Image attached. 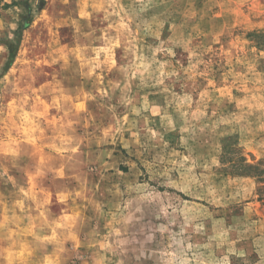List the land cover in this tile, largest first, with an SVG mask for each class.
I'll list each match as a JSON object with an SVG mask.
<instances>
[{"label":"rangeland","instance_id":"rangeland-1","mask_svg":"<svg viewBox=\"0 0 264 264\" xmlns=\"http://www.w3.org/2000/svg\"><path fill=\"white\" fill-rule=\"evenodd\" d=\"M0 264H264V0H0Z\"/></svg>","mask_w":264,"mask_h":264},{"label":"trees","instance_id":"trees-1","mask_svg":"<svg viewBox=\"0 0 264 264\" xmlns=\"http://www.w3.org/2000/svg\"><path fill=\"white\" fill-rule=\"evenodd\" d=\"M248 167H252V166H248Z\"/></svg>","mask_w":264,"mask_h":264}]
</instances>
